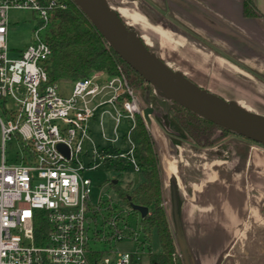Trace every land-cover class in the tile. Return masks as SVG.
I'll list each match as a JSON object with an SVG mask.
<instances>
[{
	"label": "built area",
	"instance_id": "2783aa9c",
	"mask_svg": "<svg viewBox=\"0 0 264 264\" xmlns=\"http://www.w3.org/2000/svg\"><path fill=\"white\" fill-rule=\"evenodd\" d=\"M67 7V0H0V264H140L148 249L141 213L120 198L94 196L87 172L112 162L142 171L131 133L137 115L145 119L147 107L124 74L96 71L77 78L67 96L49 82L47 35L53 12ZM21 8L32 10L37 24L29 46L10 57L8 13ZM107 113L116 136L103 132L105 143L85 149L90 121L103 127ZM123 118L133 123L122 138L118 127ZM15 138L18 161L8 163L6 145ZM38 210L47 220L45 232H36ZM134 213L136 226L130 218ZM125 239L135 250L115 249ZM98 242L109 249H97L93 243Z\"/></svg>",
	"mask_w": 264,
	"mask_h": 264
},
{
	"label": "crops",
	"instance_id": "0c3cea01",
	"mask_svg": "<svg viewBox=\"0 0 264 264\" xmlns=\"http://www.w3.org/2000/svg\"><path fill=\"white\" fill-rule=\"evenodd\" d=\"M143 1L154 12L153 51L162 60L202 88L264 115V0ZM129 18L149 23L139 12ZM154 112L146 124L183 264H264V146L230 134L201 147L177 122Z\"/></svg>",
	"mask_w": 264,
	"mask_h": 264
},
{
	"label": "trees",
	"instance_id": "16d2710c",
	"mask_svg": "<svg viewBox=\"0 0 264 264\" xmlns=\"http://www.w3.org/2000/svg\"><path fill=\"white\" fill-rule=\"evenodd\" d=\"M67 2L66 9L53 12L52 25L47 35V41L52 47V55L45 63L50 83H57L61 79L75 80L87 77L96 71H104L109 76L124 74L128 84L139 89L142 99L154 111L160 114L174 113V117L197 145L211 147L225 136L235 134L157 93L154 86L108 44L103 34L81 8L73 0H67ZM245 7L248 12H255L247 1ZM131 135L138 146L144 178L133 187L131 185L123 187L119 185L120 173L115 178L118 182L114 183L112 179L110 183L116 188L119 198L125 204L131 205L132 199H135L138 204L149 208L147 215L141 216L140 220L148 249L140 257L139 263L144 264L146 259L147 264H183L164 206L158 153L152 134L139 114ZM38 213L36 232H45L48 226L47 220L42 210H38ZM153 230H156L161 244V250L157 252L151 250L150 241ZM103 253L105 252L100 254Z\"/></svg>",
	"mask_w": 264,
	"mask_h": 264
},
{
	"label": "water",
	"instance_id": "95a60500",
	"mask_svg": "<svg viewBox=\"0 0 264 264\" xmlns=\"http://www.w3.org/2000/svg\"><path fill=\"white\" fill-rule=\"evenodd\" d=\"M73 1L103 34L108 44L151 83L157 93L237 135L264 145V115L202 88L182 72L172 68L141 41L137 32L127 25L120 13L106 0ZM153 111L151 107L146 109L147 122ZM58 148L65 151L63 144H59ZM113 181L118 182L117 179ZM131 206L143 217L149 211L144 205L132 202Z\"/></svg>",
	"mask_w": 264,
	"mask_h": 264
},
{
	"label": "rangeland",
	"instance_id": "374dc122",
	"mask_svg": "<svg viewBox=\"0 0 264 264\" xmlns=\"http://www.w3.org/2000/svg\"><path fill=\"white\" fill-rule=\"evenodd\" d=\"M109 5L115 8L123 18V20L129 25V27L133 28L141 41L146 44L150 49H155L157 47V39L156 33L151 27L154 23V12L150 10V8L146 5L143 0H106ZM126 12L127 15L123 16L121 11ZM139 12L143 16L148 17L149 23L141 22H132L130 21L129 14ZM9 17V30L7 34L8 45L10 47L9 55L10 57H17L19 55V51L27 48L29 44L33 41V30L37 24V20L35 17V13L30 9H11L8 13ZM128 21L131 23L129 24ZM145 36L149 37V43H146ZM58 91L64 95H70L73 89V80L72 79H61L57 82ZM137 97L141 101V106L149 107L141 97L140 91L138 88H134ZM0 111L3 113V108L1 107L0 102ZM154 114L158 117H162L167 115L173 122H177L179 125L180 123L174 117V113H157L156 111ZM154 115V116H155ZM144 119V118H143ZM145 120V119H144ZM104 122L105 126H101L96 124L95 119L90 121V132L89 135L91 140L85 142L84 148H90L93 143L96 144H103L105 143V139L102 136L103 132L110 137H115L116 133L114 132L115 122L110 116V114L104 115ZM146 122V120H145ZM132 120L129 118H123L121 124L118 127V134L123 138L127 132L129 131ZM181 126V125H180ZM182 127V126H181ZM183 128V127H182ZM186 136L193 141L192 137L188 134V132L183 128ZM220 133V131H219ZM194 142V141H193ZM223 142V138L218 140L215 145L220 144ZM2 143V134H1V127H0V145ZM195 143V142H194ZM262 145V144H261ZM20 151V144L17 139H13L7 142L6 145V159L8 163L17 162V152ZM2 162V149L0 147V163ZM121 173V179H119V185L126 187L140 183L143 180V173L142 171H136L132 167H122L120 163L112 162L111 164H101L97 169L88 171L87 175L90 176L93 180V195L99 196L103 194L104 196H110L112 200L117 201L119 198L118 192L116 188L111 185L110 181L115 179L118 174ZM132 202L138 204L135 199H132ZM136 214L130 215L131 222L133 225L136 226L137 218ZM151 250L152 251H160L161 244L157 236L156 230L152 231V239L150 241ZM94 247H97L99 250H106L109 249V246L105 245L104 243H93ZM135 244L130 239H125L119 241L115 244V249L117 250H135ZM118 255V254H117ZM144 264H147V260H144Z\"/></svg>",
	"mask_w": 264,
	"mask_h": 264
},
{
	"label": "bare ground",
	"instance_id": "6f19581e",
	"mask_svg": "<svg viewBox=\"0 0 264 264\" xmlns=\"http://www.w3.org/2000/svg\"><path fill=\"white\" fill-rule=\"evenodd\" d=\"M105 1V0H104Z\"/></svg>",
	"mask_w": 264,
	"mask_h": 264
}]
</instances>
